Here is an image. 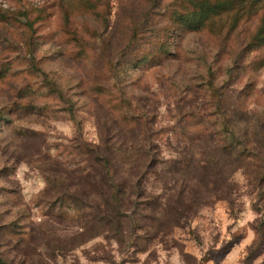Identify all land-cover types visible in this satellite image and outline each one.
Wrapping results in <instances>:
<instances>
[{"label": "rangeland", "instance_id": "374dc122", "mask_svg": "<svg viewBox=\"0 0 264 264\" xmlns=\"http://www.w3.org/2000/svg\"><path fill=\"white\" fill-rule=\"evenodd\" d=\"M176 1L0 0V264H264V0L152 58ZM104 142L134 147L127 182L139 151L168 163L117 228L74 207L95 193L76 149ZM196 160L208 197L159 224L150 201Z\"/></svg>", "mask_w": 264, "mask_h": 264}, {"label": "trees", "instance_id": "16d2710c", "mask_svg": "<svg viewBox=\"0 0 264 264\" xmlns=\"http://www.w3.org/2000/svg\"><path fill=\"white\" fill-rule=\"evenodd\" d=\"M261 0H178L169 11V24L166 28H160L164 32V41L159 43L158 49L153 52L152 58L161 56V53L169 54L171 50V44L175 40V36L179 34L180 31L184 30L190 31H202L208 26H215L217 19L222 15H229L230 12H234L235 19H240L251 12L252 9L257 6ZM20 16H23L27 20L29 19L28 11L22 10L19 12ZM5 14L0 10V17ZM30 26L33 27L32 21H27ZM159 36V35H158ZM179 37V36H178ZM256 43L264 45V22L261 24L254 36ZM54 85V84H53ZM55 86V85H54ZM57 88V86H55ZM129 108V104L127 106ZM143 120L141 115H133L126 119L125 125L128 128H134L139 125ZM184 130L182 127L181 131ZM192 139H198L197 134L190 135ZM115 146V147H114ZM109 145L107 142L100 145H89L80 144L77 147V156L80 160L85 163V178L92 183L95 187V193H92L94 200L93 203L85 204V206L80 205L83 200L78 197L80 196L76 191H74V207L77 210H81V215L85 214V208L92 209V217L95 222L104 224H112L113 227L117 228L122 218L126 208H140L141 206H146L143 201L134 200L135 198L147 197L145 193L146 189L142 187V183L151 175H158L159 178H165V173L161 174V171L167 161H162L156 158L154 148L151 150L139 151V161L135 160V163L131 161V166H133L130 171H128V176H132V180L127 182L124 175H121L115 169L117 163L118 154H132L133 146L124 145L121 143L120 146L116 144ZM144 146H137L136 149H143ZM136 165V166H135ZM135 169H137L135 171ZM204 169V165L199 161H194L193 164L189 165L187 172L192 173L191 176H185L181 173L183 177L181 179H174L175 173L179 172L178 168H173L168 170V174L171 175V179L175 182L169 185L167 190L170 191L168 195L163 198H154L150 201L154 209L158 211L159 224H167L170 222L169 215L175 216L176 222L181 218H187L194 215L202 204V200L208 197V190L206 186L202 183L200 178V171ZM128 178V177H127ZM99 181V182H98ZM75 187V186H74ZM206 188V189H204ZM83 195V194H82ZM86 195L84 191V196ZM162 197V196H161ZM174 199V200H173ZM149 203H147L148 205ZM80 205L81 208H78ZM87 205V206H86ZM174 210L177 213L174 215ZM171 212V213H169ZM156 219V218H155ZM162 228H160L161 230Z\"/></svg>", "mask_w": 264, "mask_h": 264}]
</instances>
